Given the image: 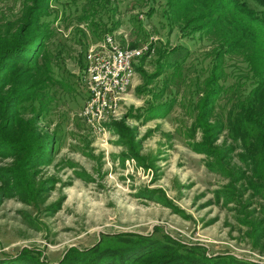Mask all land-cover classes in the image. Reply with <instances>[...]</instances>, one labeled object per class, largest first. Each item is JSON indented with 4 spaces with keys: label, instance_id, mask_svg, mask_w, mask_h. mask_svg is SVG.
<instances>
[{
    "label": "rangeland",
    "instance_id": "374dc122",
    "mask_svg": "<svg viewBox=\"0 0 264 264\" xmlns=\"http://www.w3.org/2000/svg\"><path fill=\"white\" fill-rule=\"evenodd\" d=\"M23 1L0 0V20L14 19ZM111 1L115 18L102 14L96 25L87 23L86 0L50 4L46 52L53 73L64 83L50 87L54 93L41 124L54 136L52 161L35 172L31 202L15 197L0 201V258L29 249L53 264L69 248H92L109 236L131 234L164 242L169 237L205 247L208 254L264 262V237L256 240V230L264 233L256 224L264 219V201L209 169L207 163L214 161L210 150L199 154L190 149L206 138L216 151L233 144L227 131L215 139L191 131L194 80L209 70V42L197 35L182 38L177 29L169 33L164 0ZM116 21V29H110ZM105 35L120 47L142 50L136 66L143 73L134 70L114 116L98 133L77 114L86 97L88 45ZM162 51L165 57H160ZM159 57V64L177 67L164 68L159 79L149 82ZM168 100L174 102L166 115L149 113ZM14 162L0 159V169Z\"/></svg>",
    "mask_w": 264,
    "mask_h": 264
},
{
    "label": "trees",
    "instance_id": "16d2710c",
    "mask_svg": "<svg viewBox=\"0 0 264 264\" xmlns=\"http://www.w3.org/2000/svg\"><path fill=\"white\" fill-rule=\"evenodd\" d=\"M75 1L67 0L70 4ZM51 3L59 0H24L14 19L0 20V159L15 161L7 170L0 169V201L15 197L31 202L35 172L52 161L54 136L41 124L54 93L50 87L63 82L53 73L46 52ZM85 5L91 25L99 23L102 14L115 18L111 0H86ZM152 13L153 8L146 14L151 17ZM162 13L169 33L177 29L182 38L197 35L209 42V70L194 80L197 100L191 131L199 129L212 139L227 131L233 143L216 151L206 138L202 144L191 143L190 149L199 154L210 150L214 161L207 163L209 169L243 185L252 199L264 201V0H164ZM117 26L118 21L113 22L110 29ZM165 54L162 51L160 57ZM231 61L227 72L226 62ZM136 64L133 70L141 75ZM166 67L177 66L158 62L149 82L159 79ZM173 102L155 105L149 113L164 116ZM24 110H29V116ZM256 224L264 228V219ZM262 237L264 233L256 230V240L260 242ZM108 238L92 248H69L53 264H264L231 254H208L205 247L169 237L165 242L131 234ZM32 252L24 249L0 258V264H50L39 258V252Z\"/></svg>",
    "mask_w": 264,
    "mask_h": 264
},
{
    "label": "built area",
    "instance_id": "2783aa9c",
    "mask_svg": "<svg viewBox=\"0 0 264 264\" xmlns=\"http://www.w3.org/2000/svg\"><path fill=\"white\" fill-rule=\"evenodd\" d=\"M142 53L137 48L116 45L108 35L88 45L84 69L86 98L77 115L95 132L99 133L114 116L135 74L133 65Z\"/></svg>",
    "mask_w": 264,
    "mask_h": 264
}]
</instances>
